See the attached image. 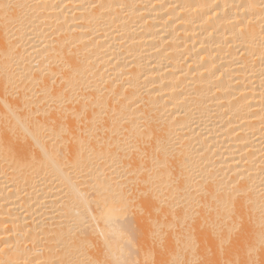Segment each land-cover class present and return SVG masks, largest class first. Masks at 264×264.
I'll return each instance as SVG.
<instances>
[{
	"label": "bare ground",
	"instance_id": "1",
	"mask_svg": "<svg viewBox=\"0 0 264 264\" xmlns=\"http://www.w3.org/2000/svg\"><path fill=\"white\" fill-rule=\"evenodd\" d=\"M0 264H264V0H0Z\"/></svg>",
	"mask_w": 264,
	"mask_h": 264
}]
</instances>
